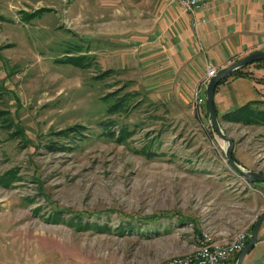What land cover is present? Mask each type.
Masks as SVG:
<instances>
[{"label": "rangeland", "instance_id": "rangeland-1", "mask_svg": "<svg viewBox=\"0 0 264 264\" xmlns=\"http://www.w3.org/2000/svg\"><path fill=\"white\" fill-rule=\"evenodd\" d=\"M158 1L0 0V264H161L191 253L202 230L248 227L249 242L264 183L227 163L204 106L175 117L143 88L141 58L171 38ZM81 55L83 66L67 62ZM242 70L264 83L252 73L264 65ZM246 93L250 81L234 79L226 97ZM218 120L235 163L264 175V125ZM103 121L132 136L102 135ZM74 125L84 137L61 134ZM154 138L150 160L139 152ZM258 240L241 264H264V221Z\"/></svg>", "mask_w": 264, "mask_h": 264}, {"label": "crops", "instance_id": "crops-1", "mask_svg": "<svg viewBox=\"0 0 264 264\" xmlns=\"http://www.w3.org/2000/svg\"><path fill=\"white\" fill-rule=\"evenodd\" d=\"M157 4L159 21L163 24L165 17L168 19L171 38L162 37L159 42L152 43V46L157 44L162 48L157 53H150L153 50L149 51L148 46L147 54L141 58L142 85L150 99L155 91L157 95L165 96L163 100L159 99L166 105L167 113L188 118L192 109H196L195 97L205 95L210 68L216 72L248 54L264 51V0H209L194 12L172 0H159ZM252 73L263 77L264 70ZM234 79L248 78L229 77L217 88L215 107L218 117L249 101H264V83L253 79L248 80L254 95L246 93L244 99L238 96L237 103L233 97L227 98Z\"/></svg>", "mask_w": 264, "mask_h": 264}, {"label": "trees", "instance_id": "trees-1", "mask_svg": "<svg viewBox=\"0 0 264 264\" xmlns=\"http://www.w3.org/2000/svg\"><path fill=\"white\" fill-rule=\"evenodd\" d=\"M70 53V52H69ZM81 56H73V57H68L67 58V62L74 64L75 66H83V62H84V58ZM251 65V64H250ZM252 65H264V61H257L252 63ZM249 66V65H248ZM113 73V70H107L105 71L102 76H107L109 74ZM229 77H233V78H248L252 80V75L249 72H245L244 70H237L236 72H234L231 76ZM228 77V78H229ZM226 81V79H224L223 81H221L219 83V85L216 87L217 88L223 84ZM216 93V91H215ZM264 106V102H261L259 100H253V101H249L246 104H244L243 106L239 107V108H235L231 111H228L227 113L223 114L222 116L219 117V119L223 122H232V123H243V124H256V125H264V108L259 109L256 108L257 106ZM115 106L114 109L112 111H118L119 108H121L122 106H124V99L118 100L117 104L113 105ZM205 111V115L208 117V113H207V108H206V104H203ZM218 117V116H217ZM99 126L102 130V135H105L107 137H109L110 139H116L118 142H124L125 140H127L128 138H130L132 136V131H130L127 126H123V125H117L116 123L112 122V121H103L99 123ZM113 129H116L115 131H113ZM84 128L81 125H74L73 127L67 129V131L65 132H61V134L64 135H72V136H79V137H84ZM156 138L151 139L147 142V144H145L144 146H142L140 148V154L143 155L145 158L147 159H156L160 153L157 152L156 148L159 146V143L155 142ZM48 149H52V150H56V149H64L66 148L63 145H58V144H53L50 143L47 147ZM64 213H68V212H64ZM72 213V212H71ZM79 214H73L72 215V219H70L71 223H76L73 222L75 221V219H79L78 218ZM99 215V214H97ZM128 226H131L128 224L125 225V227H121L120 229L118 227H116V229L120 230L119 233H121V231L126 230V228ZM89 228H93L95 231L97 232H103L104 230H109V226L108 225H101V224H89L88 222H86L83 226L82 229H89ZM129 228V227H128ZM130 229V228H129ZM252 230V227H251ZM248 243V240L246 241V244ZM245 244V245H246ZM240 252L237 253L232 261L231 264H234L239 256Z\"/></svg>", "mask_w": 264, "mask_h": 264}, {"label": "built area", "instance_id": "built-area-1", "mask_svg": "<svg viewBox=\"0 0 264 264\" xmlns=\"http://www.w3.org/2000/svg\"><path fill=\"white\" fill-rule=\"evenodd\" d=\"M180 3L188 11H196L203 7L209 0H172ZM215 74L210 68L207 72V81ZM196 108L203 106L205 96L195 97ZM248 227L229 233L212 234L208 230H202L195 239V247L191 253L173 256L161 264H231L233 257L241 252L246 244Z\"/></svg>", "mask_w": 264, "mask_h": 264}, {"label": "water", "instance_id": "water-1", "mask_svg": "<svg viewBox=\"0 0 264 264\" xmlns=\"http://www.w3.org/2000/svg\"><path fill=\"white\" fill-rule=\"evenodd\" d=\"M264 61V51H256L251 54L246 55L245 57L233 62L230 65H227L209 78L205 87V104L208 112L209 125L211 129L216 133L220 140L224 143V157L227 163L245 180L250 183H264V175L245 170L242 167L238 166L233 160L232 153L234 142L229 138L221 129V125L217 118V112L215 107V91L216 87L221 81L231 76L237 70H240L254 62ZM264 221V214H262L254 223L250 240L244 249L240 252L235 264H241L246 255L252 250L258 240V232L261 224Z\"/></svg>", "mask_w": 264, "mask_h": 264}]
</instances>
